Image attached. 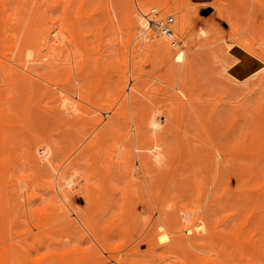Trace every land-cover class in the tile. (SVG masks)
<instances>
[{
    "label": "bare ground",
    "instance_id": "1",
    "mask_svg": "<svg viewBox=\"0 0 264 264\" xmlns=\"http://www.w3.org/2000/svg\"><path fill=\"white\" fill-rule=\"evenodd\" d=\"M124 1L0 0V264H264V0ZM164 8L185 10L169 33ZM227 39L210 91L199 52ZM245 56L260 66L239 78ZM19 99L41 131L14 123Z\"/></svg>",
    "mask_w": 264,
    "mask_h": 264
},
{
    "label": "rangeland",
    "instance_id": "2",
    "mask_svg": "<svg viewBox=\"0 0 264 264\" xmlns=\"http://www.w3.org/2000/svg\"><path fill=\"white\" fill-rule=\"evenodd\" d=\"M127 0H125L124 2H125V4L127 5V6H129V5H131V7L132 8H135V10H137L138 11V13L140 14L141 13V9H148L152 4H153V2H152V0H128V2H126ZM175 1H178V0H169V4L170 5H173V3L175 2ZM142 5H144L143 7H141ZM167 8H164V9H162V10H157V13H155V19L156 20H158V19H164L165 17H167V16H172L173 17V23L175 24V22H176V17L178 16V15H180L181 13H183L185 10H181V11H178L176 14H173V13H170V12H167V11H165ZM7 10H8V12H7ZM9 10H10V12H9ZM14 12V10L13 9H11L9 6L7 7V9H6V11H5V14L6 15H8V16H10L11 15V13L12 14H14L13 12ZM8 14H7V13ZM27 13V15H25L26 13ZM31 12H32V7H30L29 8V10L27 9V11L25 10V11H22V13L24 14V19H25V21H22V19H23V17L22 18H20L23 14L21 13L20 14V21H17V23L18 22H23L22 23V25H23V27L22 28H25L26 27V23H28V18L30 19V14H31ZM213 12V10L211 9V8H205L204 10H200V12H199V14L198 15H196V16H194L193 17V20L191 21V29L194 31L195 29H197V28H200L201 26H200V24H202L203 23V21H204V19H205V21L206 22H210V21H212V19H214L215 18V16H214V14H212V16L210 15L211 13ZM10 13V14H9ZM159 13V14H158ZM168 13V14H167ZM5 15V16H6ZM160 17H159V16ZM201 15H203L205 18L204 19H202L201 18ZM8 16H6V18L8 17ZM158 17V18H157ZM212 17V18H211ZM121 20H123L122 18L120 19V20H118V23H119V25L117 24V29H118V37L119 38H121V39H119L118 37H116L117 35H115L114 34V37H113V35L112 36H110L111 38H112V40H115V39H117V42L115 41L113 44H112V47L111 48H113V50H114V46H116L115 47V49H117V50H114V51H111L112 52V57L113 56H115V57H113V59H112V61H115L116 63H117V61H118V63H119V61H120V59H123V58H125L126 57V54H127V56L129 57V55H130V53L128 52V53H126V49H125V47H124V43H125V25H123L124 23L121 21ZM120 21V22H119ZM204 21V22H205ZM14 23H15V21H13ZM123 24H122V23ZM14 23H13V25H14ZM121 23V24H120ZM173 23H172V25H173ZM15 25H17V24H15ZM24 25H25V27H24ZM124 27H123V26ZM118 26H120V27H118ZM6 29H8L9 31L10 30H12V29H9V26L6 28ZM119 29H121V31L119 30ZM190 29V32L192 31ZM7 30V31H8ZM8 31V32H9ZM120 31V32H119ZM11 32V31H10ZM9 32V33H10ZM120 33V34H119ZM192 33V32H191ZM140 39H141V36H140ZM118 40H119V43H118ZM228 40L229 39H227L226 41H223V42H221V43H218V44H216V45H214V46H211V47H208V48H204V49H200V51L202 52H199V55H200V57L198 58L199 60H198V67H200L199 69L197 68V70H196V72H197V74H196V76L198 77L197 79H198V83L199 84H202V85H204L203 87H205L206 85H207V89L210 87V85H211V90L210 91H214V92H219L220 91V89L218 88V87H216V86H214V84H212V82H211V80H209V79H211L210 77H212V76H210L209 77V75H210V72L211 71H213L214 72V66L211 64V61L209 60V59H211V52H212V50H215V49H220L224 44H226L227 42H228ZM116 44H118L119 45V47H118V45H116ZM119 48H120V50H121V53L120 54H118V56H116V54L117 53H119L120 52V50H119ZM112 50V49H111ZM119 50V51H118ZM1 51V50H0ZM118 51V52H117ZM129 51V50H128ZM209 51H211V52H209ZM3 52H5L4 50H3ZM115 52H117L116 54H115ZM210 54V55H207L208 53ZM0 53H2V51L0 52ZM207 53V54H206ZM5 55H6V53H4ZM115 54V55H114ZM201 54H203V55H201ZM119 55H120V57H119ZM207 55V56H206ZM210 56V57H209ZM207 57H208V59H207ZM152 58H153V56H152ZM0 59H2V61H5V58L3 59V56H0ZM153 62L151 63V64H145L144 66H143V64H142V66H140V67H142V68H140V71H143L144 70V72L145 73H147L146 74V76L147 75H149V76H145L146 77V79L148 80V81H151V83L149 82V85L151 86V87H157V84L159 83V82H157L156 83V81H158V80H154V76H159V74L161 73H157V68H155V66H154V63H155V65H156V60H155V57L153 58ZM212 60V59H211ZM209 62V63H208ZM115 63V64H116ZM118 63H117V67H118ZM115 64H113V66H115ZM200 64H201V66H203V67H201L200 66ZM152 65V66H151ZM115 66V67H116ZM154 67V68H153ZM207 67H209V69L207 68ZM114 68V67H113ZM112 68V69H113ZM206 68H207V70H206ZM115 69V68H114ZM158 70H159V68H158ZM204 70V71H203ZM211 70V71H210ZM160 71V70H159ZM206 73H208V74H206ZM142 74H143V72H142ZM156 74V75H155ZM200 74V75H199ZM151 75H154V76H152L151 77ZM202 75H204V77L202 76ZM211 75H213V73H211ZM208 76V77H207ZM217 76V75H216ZM145 77H144V80H145V82L147 81L146 79H145ZM154 77V78H153ZM200 78H201V80H200ZM204 78V79H203ZM209 78V79H208ZM141 79H142V82H143V75L141 76ZM203 79V80H202ZM210 81V83H209V81ZM255 79H252V80H250L249 81V83L251 82V81H254ZM147 81V82H148ZM214 81V80H213ZM202 82V83H201ZM207 82V84H205ZM209 83V84H208ZM214 83V82H213ZM159 85V84H158ZM209 85V86H208ZM213 86H214V88H213ZM244 87L245 86H239V90H237V92L236 91H234V93L233 92H228V93H230V94H228V98H230V99H228L230 102L232 101H234L235 100V102L233 103V104H236V102L237 101H239V102H241L242 100L240 99V98H242L243 97V94L245 93V91H243V89H244ZM236 88V89H237ZM209 90V89H208ZM5 94H3L4 96H7V95H9V93L7 92V91H5L4 92ZM242 94V95H241ZM237 96H239V99H238V97ZM26 98L28 99L29 97H28V94L26 95ZM22 101H20V99H19V102H16L17 104L15 105V110H14V113H13V120H14V123L15 124H17V125H22V126H24V130H28L30 127L33 129V131H35V132H39V130L41 131L43 128H39V129H37L38 128V126L36 127V129H35V127H34V125L32 126L31 125V122H30V119H31V115H32V112H33V109H32V106H31V104L29 103V101H27L26 103H25V101H23V99H21ZM241 100V101H240ZM17 101V100H16ZM207 101V103L209 102V104L211 105V107L213 106V104H215L214 103V101L211 99V100H206ZM239 102H237V103H239ZM32 103H34V101L32 102ZM206 103V104H207ZM34 124V123H33ZM56 126V125H55ZM55 126H51L50 127V130L51 129H53ZM58 129V127L57 128H55V132L53 133L54 135L55 134H58L57 133V130ZM21 129H18V131H20ZM48 130V129H47ZM46 130V131H47ZM22 131V130H21ZM44 131V130H43ZM62 130L59 128L58 129V132H59V134H60V132H61ZM52 132V131H51ZM51 132H49L48 131V133H51ZM44 133H46V132H44ZM48 133H46V134H48ZM54 135H52V133H51V136L53 137ZM51 137V138H52ZM54 138H56V137H54ZM18 141H20L19 143V145H21L22 143H23V141H24V139L22 140V138H21V140H18ZM231 172H234L233 170H229V172L228 171H226V174L228 175V176H230L229 175V173L230 174H232L230 177H227L226 178V187H229L230 189H231V191H234V188H235V190H237V188L235 187V186H238L237 184L238 183H235L236 182V178H237V176H235V172L234 173H231ZM234 174V175H233ZM200 176H202L201 174L199 175V177ZM199 177L196 179V177H190L189 178V181H190V183L192 182V183H194L196 180H199ZM193 178V179H192ZM194 179H196V180H194ZM191 180H193V181H191ZM238 180V179H237ZM190 183H189V185H190ZM192 185V184H191ZM190 185V186H191ZM194 185V184H193ZM192 185V186H193ZM194 187V194L195 195H193L192 193H189L188 195L190 196V197H192L191 196V194L194 196V197H196V193H197V188H196V186H193ZM191 188V187H190ZM191 191H193V189L191 190ZM174 195L175 194H178V195H180L181 194V192L180 193H173ZM177 195V196H178ZM149 196V194H147V197ZM176 196V195H175ZM190 197H189V200L192 202L193 201V203H195L194 202V200H196V198H194V197H192L191 199H190ZM192 199H194V200H192ZM83 203H81V205H82ZM243 204V203H242ZM192 205H194V204H192ZM243 206V205H242ZM245 207H243L242 209H244ZM245 210H246V208H245ZM244 210V212H246ZM226 214V213H225ZM224 214V215H225ZM147 216V214L146 213H144L143 214V223H145V221L148 219L147 217V219H144L145 218V216ZM144 227V226H143ZM143 249H144V247H143ZM238 255V254H237ZM236 255V257L234 258V260L235 259H237V260H235V263L237 262L238 263V260H239V264H246V261H244V262H242V257H240V258H238L239 257V255L237 256ZM233 264H234V262H233Z\"/></svg>",
    "mask_w": 264,
    "mask_h": 264
},
{
    "label": "water",
    "instance_id": "3",
    "mask_svg": "<svg viewBox=\"0 0 264 264\" xmlns=\"http://www.w3.org/2000/svg\"><path fill=\"white\" fill-rule=\"evenodd\" d=\"M259 66L260 64L257 61L245 56L241 59V63H239L235 68L236 75L239 78H242L254 72L256 69L259 68Z\"/></svg>",
    "mask_w": 264,
    "mask_h": 264
},
{
    "label": "built area",
    "instance_id": "4",
    "mask_svg": "<svg viewBox=\"0 0 264 264\" xmlns=\"http://www.w3.org/2000/svg\"><path fill=\"white\" fill-rule=\"evenodd\" d=\"M173 23V17L167 16L163 20H159V23L157 25V28L159 31H162L163 33H169V26ZM202 24H200L201 26Z\"/></svg>",
    "mask_w": 264,
    "mask_h": 264
}]
</instances>
